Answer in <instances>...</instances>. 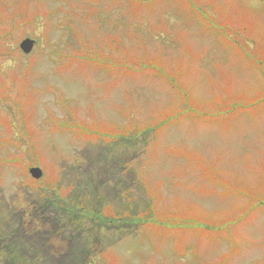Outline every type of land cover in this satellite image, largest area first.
Masks as SVG:
<instances>
[{
    "label": "rangeland",
    "instance_id": "374dc122",
    "mask_svg": "<svg viewBox=\"0 0 264 264\" xmlns=\"http://www.w3.org/2000/svg\"><path fill=\"white\" fill-rule=\"evenodd\" d=\"M190 1L0 0V264H264V0Z\"/></svg>",
    "mask_w": 264,
    "mask_h": 264
},
{
    "label": "water",
    "instance_id": "95a60500",
    "mask_svg": "<svg viewBox=\"0 0 264 264\" xmlns=\"http://www.w3.org/2000/svg\"><path fill=\"white\" fill-rule=\"evenodd\" d=\"M33 44L34 40L30 38H25L20 42L19 47L22 49L23 52L28 53L31 50ZM29 172L35 178H38L41 175V170L38 167L30 168Z\"/></svg>",
    "mask_w": 264,
    "mask_h": 264
},
{
    "label": "trees",
    "instance_id": "16d2710c",
    "mask_svg": "<svg viewBox=\"0 0 264 264\" xmlns=\"http://www.w3.org/2000/svg\"><path fill=\"white\" fill-rule=\"evenodd\" d=\"M205 12V11H204ZM206 17L207 18H209V16L206 14ZM216 25V24H215ZM220 31H219V33L222 31L227 37H229L228 36V32H227V27L226 26H224V27H220ZM226 36H222L223 37V39H222V41H224V42H226L227 44L230 42V38H226Z\"/></svg>",
    "mask_w": 264,
    "mask_h": 264
}]
</instances>
